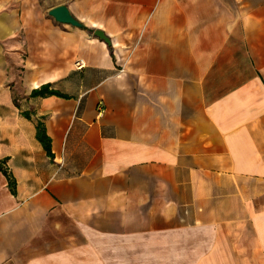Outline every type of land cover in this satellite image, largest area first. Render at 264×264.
<instances>
[{
    "label": "crops",
    "instance_id": "crops-1",
    "mask_svg": "<svg viewBox=\"0 0 264 264\" xmlns=\"http://www.w3.org/2000/svg\"><path fill=\"white\" fill-rule=\"evenodd\" d=\"M0 162V264H264V0H0Z\"/></svg>",
    "mask_w": 264,
    "mask_h": 264
},
{
    "label": "trees",
    "instance_id": "trees-1",
    "mask_svg": "<svg viewBox=\"0 0 264 264\" xmlns=\"http://www.w3.org/2000/svg\"><path fill=\"white\" fill-rule=\"evenodd\" d=\"M49 95H56L58 97L62 98H68L67 95L60 93L57 90L50 89L49 84H44L41 85L40 87L33 89L30 92L31 97H37V96H49ZM25 117H30L29 114L23 113ZM35 137L37 141L42 145L44 151L46 152V155L53 159V154L51 152V147H50V137L46 133L45 125L40 119H36L35 121ZM0 171L4 174L8 181V186L10 188V191L12 193H15L14 187H15V182L14 180L10 177L6 169L3 167V164L0 162Z\"/></svg>",
    "mask_w": 264,
    "mask_h": 264
},
{
    "label": "water",
    "instance_id": "water-1",
    "mask_svg": "<svg viewBox=\"0 0 264 264\" xmlns=\"http://www.w3.org/2000/svg\"><path fill=\"white\" fill-rule=\"evenodd\" d=\"M49 15L52 16L57 22L69 24L74 27H81V23L78 22L69 12L65 5H59L49 10ZM96 36L108 43V38L105 37L102 31L96 30L94 32Z\"/></svg>",
    "mask_w": 264,
    "mask_h": 264
},
{
    "label": "rangeland",
    "instance_id": "rangeland-1",
    "mask_svg": "<svg viewBox=\"0 0 264 264\" xmlns=\"http://www.w3.org/2000/svg\"><path fill=\"white\" fill-rule=\"evenodd\" d=\"M200 240H201V236H199V234L197 233V229H195V230H193V231H191L185 235L180 236L177 240L169 239L167 241L176 242L179 244H188V247H189V246H193L196 243H199ZM186 252H190V251H186ZM186 252L180 251L179 253L182 254V253H186ZM165 253H166V255H164V257H167L169 252H165ZM190 253H192V251Z\"/></svg>",
    "mask_w": 264,
    "mask_h": 264
},
{
    "label": "built area",
    "instance_id": "built-area-1",
    "mask_svg": "<svg viewBox=\"0 0 264 264\" xmlns=\"http://www.w3.org/2000/svg\"><path fill=\"white\" fill-rule=\"evenodd\" d=\"M81 64H82V61H78V62H77V65H78V66H81Z\"/></svg>",
    "mask_w": 264,
    "mask_h": 264
}]
</instances>
